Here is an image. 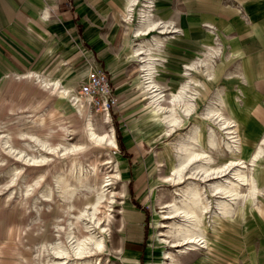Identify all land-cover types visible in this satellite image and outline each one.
I'll list each match as a JSON object with an SVG mask.
<instances>
[{"label": "rangeland", "instance_id": "rangeland-1", "mask_svg": "<svg viewBox=\"0 0 264 264\" xmlns=\"http://www.w3.org/2000/svg\"><path fill=\"white\" fill-rule=\"evenodd\" d=\"M78 1L67 0L76 30L69 58L84 62L92 55L106 66L105 57L111 56L110 70L126 78L133 102L130 108L138 115L127 122L120 104L103 122L104 114L88 108L77 96L76 81L65 74V85L80 99V108L68 96L36 80L8 76L5 90H0V264H76L70 254L56 256L49 246L69 248V234L72 243L84 235L101 240L99 251L78 259H89L91 264H173L175 260L181 264H264V155L250 161L264 135V36L253 33L250 24L239 19L237 5L230 0H155V13L171 21L173 29L162 34L166 37L164 52L151 59L152 77L163 88L160 100L154 102L141 88L142 72L131 52L137 43L132 32L140 6L132 7L128 24L122 19L125 9L120 0ZM92 33L96 44L87 41ZM208 47L219 49L211 50L207 58ZM190 61L194 63L188 68L185 64ZM204 70H209V77ZM187 78L191 79L187 94L193 101L190 115L174 107L179 124L161 121L171 92ZM37 87L40 92L32 98ZM217 93L221 101L216 100ZM210 102L228 118L226 126L203 114ZM87 120L95 133L107 134L100 144L87 137ZM192 124L199 129L202 147L211 129L215 141L209 150L212 164L227 166L221 174L202 178L190 174L193 165H189L183 180L172 184L165 176L174 164V146ZM130 127L134 129L130 138H138L142 149L133 156L124 151ZM110 134L114 146L105 142ZM41 141L51 150L41 148ZM73 145L79 148L65 152ZM32 157L45 160L36 164ZM235 169L254 181V196L248 191L249 182L236 183ZM59 176L64 192L55 184ZM213 181L232 182L239 194L210 193L208 186ZM192 184L202 188L206 203L198 219L202 238L194 248L176 242L183 217L173 212L174 202L179 203L186 186ZM96 194L101 195L96 216L105 212L108 218L93 223L86 212ZM220 201L229 205L224 215L218 209ZM125 210L138 215L134 224L123 221Z\"/></svg>", "mask_w": 264, "mask_h": 264}, {"label": "bare ground", "instance_id": "bare-ground-1", "mask_svg": "<svg viewBox=\"0 0 264 264\" xmlns=\"http://www.w3.org/2000/svg\"><path fill=\"white\" fill-rule=\"evenodd\" d=\"M153 3H154V0H143L142 5H138L139 0H126L125 16L123 18L124 19L123 21H125L129 24L132 21L131 16H130L131 11H132V7H135V6L139 7L140 6L138 9V13H137L138 14L137 24L133 30V35H132L133 37L137 38L138 42L131 48V52H132V55L134 57H136V59L138 60V63H139L138 69L142 72L141 88L144 89L145 91H148V93H150L151 98L153 99L154 102H158V100H160V98L162 96L163 88L160 89L161 84L156 82V80H154L152 77L153 76L152 75L153 74L152 73L153 62H151V59L153 56L159 55L158 53L164 52V49H165L164 40L166 37H163L162 34L165 33L164 32L165 30L166 31L168 29L172 30L173 26H172L171 21L162 20L154 14V9H153L154 6L152 5ZM128 15H129V17H128ZM205 25L208 26L209 29L212 28V25H210L209 23H206ZM152 31H156V33L151 34L149 37H144L145 35L150 34ZM171 32H175V30L171 31ZM218 49L219 48H217V47H208L206 52H204V53H206V55H207L206 57L209 58L208 55H209V53H211V50L213 53V52L218 51ZM204 61H207V59H205ZM193 63H194V61H190L189 63H186L185 65L189 68V67L193 66ZM197 63H199V62H197ZM187 67H184V68H187ZM186 71H187V69H186ZM203 73H205L204 75L206 77H209L211 74L209 72V70H204ZM187 74H188V72H187ZM13 76L17 79L30 78V79L36 80L37 82H39L40 85H42L44 87H50L52 89H55L57 92L61 93L62 95L68 96L70 98V101L73 104V106H76L77 108H80V106H81V102H80V99H81L84 103L87 104L88 108H90L93 111H98V110L92 109L89 106L87 100L81 98L78 95V93H77V96L80 99L77 96L71 95L70 94V92H71L70 86L69 87L62 86L58 82V80L51 79L50 81H45L42 78L43 75L41 76V75L33 73V72L20 74V75H13ZM81 79L82 78H80V80ZM190 82H191V79L187 78L186 80H184L180 84V86L176 89V91L171 92V94L169 96V104L166 105L168 108L167 112L162 116L161 121L165 120L168 124H175V125L179 124L180 116L177 114V112L174 111V107H178L179 110L183 114L190 115V113L193 109L192 95L187 94V89H191V87H190L191 83ZM216 100L221 101V98L219 97L218 93H217V99ZM77 111L79 112V110H77ZM99 111L102 114H104V115H102L103 122L107 123V120H109L108 116H110L109 112L106 110H99ZM203 114L212 120L218 119L219 124L221 126L222 125L226 126L228 124V118L223 117L222 114L220 113V109L213 107L211 105V102L206 105ZM88 121L89 120H87V127H88L87 132H86L87 137L91 138L95 143L100 144L105 139L107 134L95 133L90 127V123H89L90 121L89 122ZM29 137L32 139H36V136H34V135H29ZM105 142L107 145H111V146L116 145L113 134L108 135V138ZM3 145H6L5 140L3 141ZM214 145H215V141H214V137H213V132L211 131V129H208V131H206L205 136H204V147L200 146L199 145V129L196 126V124H192L190 126V128L188 129V132H186L184 135H181L176 140V143L174 146V150H175L174 164H173V167L171 168V173L165 176V178H166L165 181H169L172 184L180 183L184 178L183 171L189 165H193V168L191 167L192 172H190V174H193V175L196 174V175L201 176L202 178H208L209 176L221 174L225 170L227 164L226 163L217 164V165L212 164V157H211L209 150L212 147H214ZM41 148L48 149L49 144L41 141ZM77 148H79L78 145H77V147L75 145L73 148L71 146V148L67 147L64 150H65V152H67L69 150L77 149ZM6 149H8V148L6 147ZM64 150H63V152H64ZM53 152H54V150H53ZM261 155H264V135H262L260 137V139H259V141L255 147L254 152L250 156V161L255 162V160L260 158ZM30 159L34 163L39 162L41 164L45 160L44 158L39 160L38 158L35 159L33 157ZM30 162L28 161V163H30ZM230 163H232V161ZM234 176L236 177L235 181L238 184L240 182H242V183L243 182H249L250 187L248 188V191H249L250 195L254 196V192L257 189V186L254 185V181L251 180L250 177H248L246 175V173L238 171L236 169H235ZM62 182H63V177H61V176H59L55 180V184L59 188L63 184ZM67 185H68V183H67ZM72 185H75V184H72ZM188 185H191V184H188ZM192 185H194V184H192ZM80 186H82V184ZM45 187H47V184L45 185ZM208 187L210 188L209 189L210 193L218 194L221 196L229 195L230 197H236L239 194L238 189L235 187V185L232 182L230 184H227L224 181H213L209 184ZM75 188H77V187L75 186ZM86 188H88V187H86ZM186 188L188 189L186 192H184V190H182L184 192V194L179 199V203L174 202V211L173 212H178L183 217V222L178 223L179 225H178L177 233L179 234L178 235L179 238L176 239V242L188 243L190 248H194L195 245L197 244V241H199L202 238V234L200 232H198V229H199L198 219H199V216L206 209V203L203 202L202 188H200L198 185H194L190 188H188L186 186ZM69 190H71V189H69ZM69 190H67V191H69ZM75 190H77V189H75ZM61 191L62 192L66 191V188H62ZM80 191H81V189H80ZM61 194L62 193H59L60 196H61ZM45 196L48 197L49 195L46 194ZM70 196L71 195H69V197ZM60 199H61V197H60ZM68 200H70V199H68ZM100 200H101V195H99V194L94 195L93 199L90 203L89 211L86 212V209L81 210L82 214H84L86 212L87 218L93 223H97L102 218H105V219L108 218V216L106 215L105 212L100 216H96V209H97V205L100 203ZM228 207H229V205L225 201L218 202V209L220 211V214L224 215L228 211ZM70 237H71V234L67 235V241L70 244L69 248L63 247V245H59V244L55 245L54 243H50L49 244L50 250L56 256L63 257V258L65 255L70 254L74 258V261L76 264H91V260H89V259H84L83 261H80L78 259H80L83 255L90 253L92 251H99L101 246H102L101 240L95 238L92 235H84L80 239H78L76 241L74 240L75 242L72 243L69 241ZM55 264H58V262H56ZM173 264H181V263L178 260H175V261H173Z\"/></svg>", "mask_w": 264, "mask_h": 264}, {"label": "crops", "instance_id": "crops-1", "mask_svg": "<svg viewBox=\"0 0 264 264\" xmlns=\"http://www.w3.org/2000/svg\"><path fill=\"white\" fill-rule=\"evenodd\" d=\"M76 1L78 4L79 1ZM219 1L221 3L224 0ZM230 1L237 5L235 10L238 12L239 19L246 20L253 29V33L260 37L264 36V0ZM120 2L125 9L126 0H120ZM142 3L143 0L141 2L139 0L138 5ZM153 9L154 14L160 18L155 13V7ZM121 16L123 19L124 16ZM87 41L96 44L95 34L88 35ZM74 42H76L75 24L67 0H0V90H5L8 76L31 72L43 75L42 78L45 81L54 79L58 80L62 86L69 87V84L65 85L66 80L62 77L65 74L66 77L73 78L78 86L80 78L85 75L87 61L91 60L112 75V84L116 88V93L122 98L120 109L125 111L122 116L126 114L124 120L127 122L133 120L138 115L137 110L130 108L133 102H131L132 96L128 95L130 89L125 87L126 78L121 73L110 70L113 67L112 57L109 55L105 57L108 68L92 55H88L84 62L76 57L71 60L69 56L74 52L72 50L74 48L70 44ZM75 65L77 66L74 67ZM40 89L37 87L34 90L32 98L40 92ZM61 104L62 102L59 106ZM133 131V127L127 130L129 136L126 138L127 146L124 150L130 156L142 150L140 143H137L138 138L136 140L130 138L132 135L130 133ZM137 216L132 210H125L122 215L123 221L129 224H134Z\"/></svg>", "mask_w": 264, "mask_h": 264}, {"label": "built area", "instance_id": "built-area-1", "mask_svg": "<svg viewBox=\"0 0 264 264\" xmlns=\"http://www.w3.org/2000/svg\"><path fill=\"white\" fill-rule=\"evenodd\" d=\"M112 75L95 61H87L85 75L77 86L78 95L87 100L94 110H106L109 113L121 103V97L112 84Z\"/></svg>", "mask_w": 264, "mask_h": 264}, {"label": "trees", "instance_id": "trees-1", "mask_svg": "<svg viewBox=\"0 0 264 264\" xmlns=\"http://www.w3.org/2000/svg\"><path fill=\"white\" fill-rule=\"evenodd\" d=\"M119 137V136H118Z\"/></svg>", "mask_w": 264, "mask_h": 264}]
</instances>
